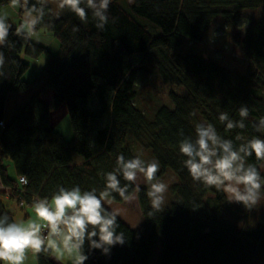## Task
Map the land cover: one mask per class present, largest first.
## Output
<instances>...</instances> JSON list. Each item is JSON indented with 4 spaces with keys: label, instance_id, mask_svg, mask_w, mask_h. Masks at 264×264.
Returning a JSON list of instances; mask_svg holds the SVG:
<instances>
[{
    "label": "trees",
    "instance_id": "1",
    "mask_svg": "<svg viewBox=\"0 0 264 264\" xmlns=\"http://www.w3.org/2000/svg\"><path fill=\"white\" fill-rule=\"evenodd\" d=\"M8 4L11 0H0V11ZM259 8L264 10V0H134L129 11L156 26L161 31L157 37L116 0L109 9L115 20L110 18L104 31L96 29L91 13L84 24L67 10L56 19L50 8L51 15L37 31L57 39L59 51L53 55L45 44L17 37V26L9 18L13 26L9 39L15 46L3 49L8 63L0 77V183L9 195L4 198L0 192V214L13 218L11 205L28 207L34 197H50L58 185L103 190L102 173L113 169L118 154L134 156L130 145L136 143L160 161V178L168 170L174 174L173 200L162 212L149 215L151 206L141 187L137 201L143 225L132 229L120 219L118 231L125 233L128 242L112 248L110 256L94 250L86 264H150L158 237L156 264H254L255 257L264 261V226L238 231L226 222L224 194L193 182L178 152L180 131L194 136L197 122L214 124L222 136L237 144L241 142L235 140L238 133L244 140L261 135L253 122L264 116V22L255 21L240 35L234 17L238 11ZM22 15L19 8L17 16ZM217 17L232 31L231 38L248 60L245 75L210 58L173 52L184 39L201 41ZM74 25L79 26L78 32H73ZM42 54L48 58L43 70L33 81L23 80L29 66L25 57L37 59ZM150 70L160 85V104L151 119L135 104L138 76L146 77ZM33 84L40 85L37 91L7 121L3 113L7 97ZM48 88L54 91V106H67L74 131L71 139H63L53 129L49 105L39 100ZM241 104L250 111L247 128L226 132L218 115L227 112L238 120ZM249 162H255V157ZM20 175L28 176V185L18 184ZM113 195L114 201L123 202ZM209 195L212 206L205 209ZM202 209L205 218L198 219ZM36 261L55 264L49 253L36 256Z\"/></svg>",
    "mask_w": 264,
    "mask_h": 264
},
{
    "label": "clouds",
    "instance_id": "2",
    "mask_svg": "<svg viewBox=\"0 0 264 264\" xmlns=\"http://www.w3.org/2000/svg\"><path fill=\"white\" fill-rule=\"evenodd\" d=\"M50 3L51 0H11L13 7L23 10L16 36L31 41L38 27L45 24V17L51 15ZM112 3L113 0H56V7L60 13H73L84 24L91 13L96 29L104 31L110 18L115 20L110 17ZM12 28L7 14H0V77L8 63L3 49L15 46L9 39ZM72 30L80 29L74 25ZM238 115V120L227 112L218 115L226 132L247 128L245 121L250 111L246 104H241ZM253 127L261 135L244 140L238 133L235 140L241 142L237 144L222 136L214 124L202 121L195 123L194 136L181 130L178 141V152L184 158L182 165L193 182L222 192L228 204L240 205L248 213L264 207V116L254 121ZM253 156L255 162H249ZM160 170L158 159H144L142 153L132 157L121 153L116 156L113 169L102 173L103 190L58 185L50 197L33 198L30 207L34 217L16 220L8 213L0 214V264H26L30 254L38 257L41 253H54L57 259L66 258L68 264H86L94 250L110 256L112 248L124 246L128 237L118 231L120 213L106 205L115 200L113 194L131 203L141 191L142 181L147 185L149 215L162 212L169 185L158 175ZM28 183L27 175L19 176L18 184Z\"/></svg>",
    "mask_w": 264,
    "mask_h": 264
},
{
    "label": "rangeland",
    "instance_id": "3",
    "mask_svg": "<svg viewBox=\"0 0 264 264\" xmlns=\"http://www.w3.org/2000/svg\"><path fill=\"white\" fill-rule=\"evenodd\" d=\"M119 6L128 13L132 15L134 20L143 26L147 32L151 34L152 37H157L161 34V31L158 30L149 21L144 20L141 17L135 16L129 11V0H116ZM50 8L53 15L59 14V9L56 7V0H51ZM3 11V10H2ZM23 16V15H22ZM12 23L19 27V24L22 22V17L17 16V14L10 13ZM235 22H236V33L243 35L244 31L248 26L252 25L255 21L264 22V10L263 9H254V11L243 10L235 13ZM51 36L50 38L48 37ZM232 37V31L227 28L223 22V19L217 17L210 27V30L207 33H204L201 37V41L184 39L182 45L173 50L176 55L187 56V55H197L200 57L210 58L212 61H216L222 67H226L229 70L237 71L241 75L246 74V67L248 60L244 59L242 55V49L236 44ZM34 40L45 44L49 52L53 55L59 51L58 41L54 36L46 31H37V35L33 37ZM26 62L29 64L27 70L22 74V79L26 81H33V79L43 70V67L48 62V58L45 54H42L37 59H29L25 57ZM145 77L144 75L139 74L136 81L138 97L135 99V104L137 107H140L146 117L149 119L152 118L153 113L158 109L160 100L157 92L160 88L158 79L153 70H150ZM40 85H31L23 92H12L8 100H6V105L4 108V118L8 121L10 120L16 108L23 105L26 100L37 91ZM54 91L50 88L47 89L44 94L41 95V100L49 103L50 111V122L53 129L56 132H59L63 139H71L74 135L72 130L71 121L69 119V112L65 103H62L58 106H54L52 96ZM128 142L131 143V135H128ZM130 150L134 155L143 154L144 159H152L150 151L141 149L136 143L130 145ZM6 166L8 168V174L12 177L14 176L13 166L11 162L6 161ZM169 185V191L166 195L165 206L173 200V194L171 186L176 184L177 180L174 174L168 170L163 177H161ZM141 187L145 188L147 191V185L142 181ZM4 189V188H2ZM0 189V192L3 190ZM4 194V193H3ZM212 196L207 197V205L205 209H210L212 206ZM137 200V198H136ZM135 201V200H134ZM149 202V199H148ZM138 203V202H137ZM150 205V202H149ZM112 209L117 210L120 213V219L129 225L132 229H136L143 225L142 213H140V206L138 207L134 202H117L113 201L110 205H106ZM27 208V207H26ZM25 208V209H26ZM11 209L14 215L22 212L24 208H18L15 205H11ZM205 209L199 210L197 215L198 219H204L206 215ZM222 212L223 219L233 224L238 231H253L254 229L264 226V207L259 211H253L252 213L246 212L240 205L237 204H228L224 207ZM16 217V216H15ZM138 225V226H137ZM137 226V227H136ZM160 238L156 239V249L154 257L150 261V264H156L159 258L160 253ZM254 264H264V261L255 257Z\"/></svg>",
    "mask_w": 264,
    "mask_h": 264
},
{
    "label": "crops",
    "instance_id": "4",
    "mask_svg": "<svg viewBox=\"0 0 264 264\" xmlns=\"http://www.w3.org/2000/svg\"><path fill=\"white\" fill-rule=\"evenodd\" d=\"M3 10V11H2ZM19 10V7H13L12 4H8L7 6L3 7L0 11V14H7L8 16V19L10 18V13H14V14H17V11ZM48 35V34H46ZM48 37L50 38L51 36L48 35ZM47 91V89H45V92ZM42 95V94H41ZM41 95H39V100H41ZM54 95V94H53ZM11 96V94L7 97L6 100L9 99V97ZM53 97V96H52ZM44 102V101H42ZM44 103H47L46 101ZM49 105V103H47ZM4 188L1 183H0V189ZM3 193H4V198H7L8 195H9V189L8 188H4L2 189ZM124 202V201H123ZM132 202H134L136 204V206L138 207V201L135 199V201L133 200ZM18 208H21L20 206H18ZM24 209H22V212L21 213H18V215H13V219H16V220H28L30 217H34V210L28 206L27 208L26 207H22ZM26 208V209H25ZM16 216V217H15ZM49 259L51 261H53L55 264H68V261L67 259H57L55 254L54 253H49ZM26 264H37V261H36V256H33V255H29V260L26 262Z\"/></svg>",
    "mask_w": 264,
    "mask_h": 264
},
{
    "label": "built area",
    "instance_id": "5",
    "mask_svg": "<svg viewBox=\"0 0 264 264\" xmlns=\"http://www.w3.org/2000/svg\"><path fill=\"white\" fill-rule=\"evenodd\" d=\"M0 126H3L2 122H0ZM20 204H21V202H20Z\"/></svg>",
    "mask_w": 264,
    "mask_h": 264
}]
</instances>
